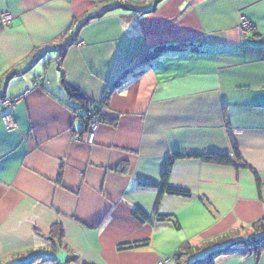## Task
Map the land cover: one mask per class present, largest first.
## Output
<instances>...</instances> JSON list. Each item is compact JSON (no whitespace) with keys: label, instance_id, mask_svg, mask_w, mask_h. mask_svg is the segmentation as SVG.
I'll return each mask as SVG.
<instances>
[{"label":"crops","instance_id":"crops-1","mask_svg":"<svg viewBox=\"0 0 264 264\" xmlns=\"http://www.w3.org/2000/svg\"><path fill=\"white\" fill-rule=\"evenodd\" d=\"M5 11L0 264L32 253L194 264L233 242L213 264H264V250L245 244L262 236L251 225L264 217V0H0ZM127 67L102 108L114 123L100 122L92 144L77 140L84 103H99ZM211 152L233 164L198 157ZM167 159L168 184L190 195L163 193L154 210L158 188L141 183L159 184ZM53 224L57 246L45 238Z\"/></svg>","mask_w":264,"mask_h":264},{"label":"trees","instance_id":"trees-1","mask_svg":"<svg viewBox=\"0 0 264 264\" xmlns=\"http://www.w3.org/2000/svg\"><path fill=\"white\" fill-rule=\"evenodd\" d=\"M62 54H63L62 51H60L59 56L61 57ZM128 70H129V67H127L123 71V73L121 75H119L113 83L108 85L107 90H106L102 100L99 103H96V104L95 103H86V102L84 103L85 105L83 106L82 113L78 114V119H79V121L81 120V122H79L80 123V130L75 135L76 138L81 137V135L86 131L87 124H88L91 116H97L98 117V123L103 122V121L110 122L112 124L114 123L115 119H112V118L109 119L102 114V108L105 105H107L109 95L124 80V72H126ZM69 95L71 97H76L82 101L84 100V99H82V96L80 94L69 92ZM87 111H89L91 113V116L87 115V113H86ZM175 156L176 157H183V155H175ZM230 156L231 155L228 153L221 154V153H215V152L198 155V157H200L205 162H211V163L223 164V165H232L233 163H232ZM233 157H235L236 163L239 162L238 161L239 160V152H238V149L234 143H233ZM171 166H172V161L170 159H167L164 163L163 171L161 172V177H160L161 180H160L159 184L141 183L143 185H153L154 187L158 188V196H157L155 203H154V210H157L159 202H160V197L163 193H168L170 195H178V196H189L190 195V193L187 189L180 188V187H173V186L168 184V177H169V171L171 169ZM255 177H256L257 183H259L260 181H259V178H258L256 173H255ZM133 216H135L136 218H138L142 222H146V221L151 222V219H153L151 215L144 213L143 211H141L138 208H135L133 210ZM158 218L165 219L167 217L160 216ZM251 227H252L254 233L262 234V236H260L259 238H253L251 240H248V242L246 241L245 244L248 247L252 248V250H255L257 252L264 250V217H261L260 219L253 222ZM37 234H39V233H37ZM224 237L225 236L218 237L217 239H214L210 243L211 244H214V242H220L221 243V242L225 241ZM45 238L51 242L52 246H57V244L60 245L62 238H63V230H62L61 225L60 224H53L49 230V233L47 234V236H45ZM243 242L244 241H239V243H243ZM145 244H147V241L143 240V241L136 242L132 245L131 244L126 245V246L125 245H118V248L124 249L127 247L142 246ZM237 246L238 245L235 242L229 243L225 247H220V248L212 251V253H210L209 256H207L205 258L197 259V261L194 264H213V257L214 256H216L217 254H220V253L232 251ZM191 248L192 247L190 246V244L184 243L179 248V250L175 252V254H174L175 260L178 262L182 256H184L185 254L188 253V251H190ZM23 257L24 258L19 259L14 264H57V258L52 253H46V254H44V253H32L30 255H24ZM68 260L72 261L74 264H78L76 262V257L74 255H71ZM161 261L165 262V260H161ZM83 264H86V263H83Z\"/></svg>","mask_w":264,"mask_h":264},{"label":"built area","instance_id":"built-area-1","mask_svg":"<svg viewBox=\"0 0 264 264\" xmlns=\"http://www.w3.org/2000/svg\"><path fill=\"white\" fill-rule=\"evenodd\" d=\"M11 18V15L9 12L5 11L0 14V23L3 25H6ZM252 24L250 21L246 18H243L242 23H241V29L245 32H248L252 29ZM81 42H77V45H80ZM18 101V98H8L4 100V104L13 106L15 103ZM88 116H91V113L89 111L86 112ZM4 123L7 128L11 127V122H10V117L9 115H5L3 117ZM81 122V120L79 121ZM98 125V117L97 116H91L89 119V122L87 124V129L86 131L81 135V137H77V140H80L82 142L86 143H93L94 141V135L96 131V127ZM156 264H164L163 261H158Z\"/></svg>","mask_w":264,"mask_h":264},{"label":"rangeland","instance_id":"rangeland-1","mask_svg":"<svg viewBox=\"0 0 264 264\" xmlns=\"http://www.w3.org/2000/svg\"><path fill=\"white\" fill-rule=\"evenodd\" d=\"M15 104H16V103H15ZM98 124H99V123H98ZM84 143H86V142H84ZM87 144H92V143H87ZM181 258H182V259H184V258H185V256H182Z\"/></svg>","mask_w":264,"mask_h":264}]
</instances>
